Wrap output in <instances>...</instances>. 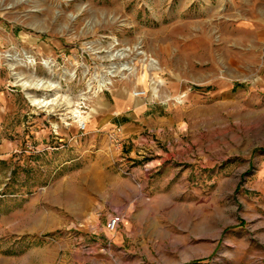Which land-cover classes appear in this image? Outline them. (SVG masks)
Masks as SVG:
<instances>
[{"label": "rangeland", "instance_id": "374dc122", "mask_svg": "<svg viewBox=\"0 0 264 264\" xmlns=\"http://www.w3.org/2000/svg\"><path fill=\"white\" fill-rule=\"evenodd\" d=\"M0 264H264V0H0Z\"/></svg>", "mask_w": 264, "mask_h": 264}, {"label": "bare ground", "instance_id": "6f19581e", "mask_svg": "<svg viewBox=\"0 0 264 264\" xmlns=\"http://www.w3.org/2000/svg\"><path fill=\"white\" fill-rule=\"evenodd\" d=\"M11 60H19L20 64L23 66L24 64L21 62V59H18V57H13V56H8ZM116 57H120L123 58L124 54L123 53H117V54H112L110 56L111 60H114ZM26 59L31 58V57H25ZM9 61V60H8ZM28 61V60H27ZM31 66L33 65V60L28 62ZM46 66L48 65V63H45ZM129 68L126 64H121V65H115L112 64L110 67H108L105 72L107 73V75L109 77L106 76H101L100 79H98L97 81V86L95 88V91L92 92V87L89 84L88 85V91L86 93L81 94V99L74 102L73 100L69 99V105L72 107H76L73 108L70 111V114L66 120H72L74 123L80 124V126L85 123L83 121H87L91 118L90 114H87L86 116H84L83 112L80 111V105L82 104L81 101H85L88 100V96L89 94H93V95H97L98 93L108 89V87L110 85H112V79L113 77H116L118 75H124V71H128ZM64 73L68 74V75H72L74 73H72L69 70H66ZM13 75L15 76L18 85L23 88L25 90L26 96L27 98L30 100L31 104L38 107V108H47L48 110H50L52 108V106L54 104H56L57 98L59 96V92L62 90L60 83L55 82L51 79H44L41 77H37L34 75H24V74H20V73H13ZM162 84V83H159ZM158 86H156L157 88ZM44 91V94H37L34 91ZM49 90H55L56 93L54 95H48L46 93V91ZM135 95V94H134ZM171 99H167L165 102L170 101ZM54 108V107H53ZM52 108V109H53ZM54 110V109H53ZM69 124V123H68ZM87 124V123H86Z\"/></svg>", "mask_w": 264, "mask_h": 264}, {"label": "crops", "instance_id": "0c3cea01", "mask_svg": "<svg viewBox=\"0 0 264 264\" xmlns=\"http://www.w3.org/2000/svg\"><path fill=\"white\" fill-rule=\"evenodd\" d=\"M138 97H130L127 100H120L119 103L116 105L117 116H122V119H118V124L120 126L116 128H122L123 130V138L124 139H131L133 135H138L139 143H142L143 138H141V134L145 132L139 128L135 123V120L130 119V116L126 114V110L132 107L134 110H137L139 114L146 113L149 110L148 105H143L139 101H136ZM139 122H143V120L139 119ZM135 142V141H134Z\"/></svg>", "mask_w": 264, "mask_h": 264}, {"label": "built area", "instance_id": "2783aa9c", "mask_svg": "<svg viewBox=\"0 0 264 264\" xmlns=\"http://www.w3.org/2000/svg\"><path fill=\"white\" fill-rule=\"evenodd\" d=\"M145 95H146V92H144V91L135 92V97H143ZM85 129H86V124L83 123L81 125V130L83 131ZM110 138H111L113 145L121 147L122 143H123V130H122V128H116V130L111 134ZM126 174H128V173L126 172ZM119 223H120V218L118 216L112 217L108 221V224H107L108 230L110 232H115Z\"/></svg>", "mask_w": 264, "mask_h": 264}]
</instances>
